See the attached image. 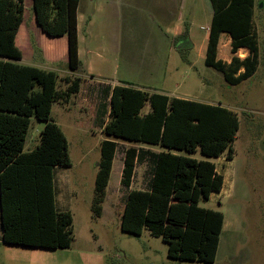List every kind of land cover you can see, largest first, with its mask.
Listing matches in <instances>:
<instances>
[{
	"label": "trees",
	"instance_id": "obj_1",
	"mask_svg": "<svg viewBox=\"0 0 264 264\" xmlns=\"http://www.w3.org/2000/svg\"><path fill=\"white\" fill-rule=\"evenodd\" d=\"M24 0H0V224L2 242L9 245L68 249L73 242V217L58 211L54 199L55 167H69L67 140L51 118L54 102H67L79 91L80 78H59L51 70L19 64L15 43L23 20ZM79 0H32L35 20L52 38L67 36L68 69L79 68L77 7ZM204 64L221 73L230 85L250 78L258 66L253 30L255 0H210ZM222 33L230 37L233 57L218 59ZM246 49L247 55L235 54ZM66 85L56 89L57 81ZM108 118L100 144V162L94 180L91 210L101 216L116 150V139L160 146L148 152L152 177L147 190L132 189L136 147L125 150L121 185L128 189L120 229L135 236L144 228L167 244L170 259L211 264L216 258L223 214L202 208L219 193L223 178L210 158L233 157L239 128L236 113L221 105L169 97L128 83L108 88ZM148 103L150 110L141 114ZM104 104V103H103ZM105 105V104H104ZM44 122L39 144L24 152L30 118ZM206 159H197L195 154Z\"/></svg>",
	"mask_w": 264,
	"mask_h": 264
},
{
	"label": "rangeland",
	"instance_id": "obj_2",
	"mask_svg": "<svg viewBox=\"0 0 264 264\" xmlns=\"http://www.w3.org/2000/svg\"><path fill=\"white\" fill-rule=\"evenodd\" d=\"M23 5V20L16 34V45L23 56L22 64H39L42 56L51 53L58 59L54 64L60 70L58 75H62L68 70L64 49L67 36H47L36 23L32 0H24ZM120 18L135 31L134 40L122 48L130 52L132 60L129 63L135 68L126 67V61L118 55L111 58L110 45L96 49L94 61H104L102 65L105 69L110 66L106 64L112 63L111 67L118 70L120 78L142 79L151 62L148 58L156 55L159 73L165 72V90L175 94L185 93L237 114L239 128L232 144L233 157L225 160V172L232 173L234 191L225 187L221 194L214 193L207 201H200L199 206L225 214L229 212L230 216L240 221L233 234L221 235L216 258L211 264H264V0H255L254 8L257 70L237 85L228 84L221 73L204 64L207 45L204 16L190 30L195 48L183 44L179 51H169V44L162 41L149 42L153 38L149 32L156 31L150 27L144 14L123 12ZM199 48L202 49L201 55ZM247 53L246 49H240L235 55L244 58ZM232 57L230 37L223 33L219 40L218 58L227 64ZM98 85L88 89L85 83L81 84L78 94L72 95L67 102H54L51 108L53 122L66 137L71 164L56 168L53 175L55 198L73 217L74 237L70 248L50 250L5 244L0 224V264H208L168 258L167 244L161 238L152 236L146 228L139 236L120 229V216L128 194V189L121 185L125 150L134 146L141 152L142 160L135 166L131 188L147 190L152 177L147 155L148 152L163 150L160 146L115 140L116 151L102 204L103 213L99 217L93 214L91 204L101 158L100 144L107 138L102 133V127L109 109L107 84L99 81ZM65 88L66 85L58 80L56 89L62 91ZM149 110L150 106L146 103L141 114ZM44 124L34 117L30 118L24 152L39 144ZM194 156L201 157L199 153ZM214 162L221 168L219 160ZM237 180L241 188L238 193Z\"/></svg>",
	"mask_w": 264,
	"mask_h": 264
},
{
	"label": "crops",
	"instance_id": "obj_3",
	"mask_svg": "<svg viewBox=\"0 0 264 264\" xmlns=\"http://www.w3.org/2000/svg\"><path fill=\"white\" fill-rule=\"evenodd\" d=\"M123 12H127L130 14H144L147 17L146 21L148 22L150 27H154V30L156 31V33L154 31L149 32V36L153 37L149 42L159 43V41H162L163 43L169 44V51H179L183 44H187L189 45V47H192L194 49L195 44L191 38L190 30L195 26V23L200 19V17L204 16V28L206 30L205 37L207 38L208 42L209 25L213 15V8L210 0H79L77 7V37L78 58L80 65L79 68L74 72L68 69L67 71L63 72L62 75H58L59 78H80L81 81L79 91L76 94L81 91V84L85 83V86L88 89H92L96 88V86L99 84V81H105L108 88H112L113 86L118 84L128 83L135 86L136 88L148 92H155L167 95L169 97H178L209 104L208 102L198 100V98L189 96L185 93L175 94L173 92L165 90L163 88L165 72L161 73L160 71L159 73V66L157 65L158 58L156 55H151L148 58L149 60H151V62L149 64V67L147 68L146 74L142 79L128 77L120 78L118 70L111 67L112 63L106 64L107 67L109 65L110 66L108 69H105V67H103L104 65H102L104 61L102 63L94 61L93 55L96 49H104V46L107 47L108 45H110L112 54L111 58L118 55L124 61H126L125 66L130 65V69L135 68L134 64L129 63L132 60L129 54L130 52H128V50L126 49H122L123 45L131 43L134 40L133 38L135 36V31L132 28H128L126 21L120 18V15ZM81 29L83 32L82 35H80ZM158 38H160V40H158ZM64 49L66 50L67 54V44L66 47L64 46ZM201 51L202 49L199 48L198 53L200 55L202 53ZM57 60L58 59H56L55 55L50 53L49 55H44V57L42 56V58H40L39 64H31L30 66H34L44 70H51L58 74L60 73V70H58L57 66H55L54 64ZM22 61L23 56L20 61H17V63L22 64ZM110 67L112 69L111 71ZM175 86H177V84H175ZM82 102L84 103L85 101L83 100ZM197 159L206 158L201 156ZM208 160L214 163L217 174L221 175L223 178V184L219 194L223 192V189L225 187L227 189L232 188L231 190H233L234 187L232 186H234V183L231 178L232 173H228L227 171L225 172V160H227L225 154L221 155L218 158H210ZM214 160L220 161L219 165L221 168H218L216 166ZM56 168L58 167H55L53 169V175ZM239 189L241 188L239 187L237 180V193ZM227 192H229V190ZM212 196H214V193H212L209 198H211ZM54 199L55 207L58 211H68L65 210L61 202H58V200L55 198V180ZM222 214L223 225L221 235H227L229 233L233 234L234 230L240 225L239 219L237 217L230 216L229 212H227V214L222 212Z\"/></svg>",
	"mask_w": 264,
	"mask_h": 264
}]
</instances>
